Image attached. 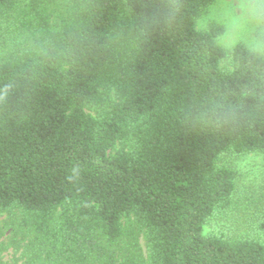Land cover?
<instances>
[{
	"label": "trees",
	"instance_id": "trees-1",
	"mask_svg": "<svg viewBox=\"0 0 264 264\" xmlns=\"http://www.w3.org/2000/svg\"><path fill=\"white\" fill-rule=\"evenodd\" d=\"M214 1L0 0L31 39L0 58V264H264L222 163L264 155V56L197 29Z\"/></svg>",
	"mask_w": 264,
	"mask_h": 264
},
{
	"label": "rangeland",
	"instance_id": "rangeland-1",
	"mask_svg": "<svg viewBox=\"0 0 264 264\" xmlns=\"http://www.w3.org/2000/svg\"><path fill=\"white\" fill-rule=\"evenodd\" d=\"M212 24L223 28V34L216 39L220 47L230 49L241 44L249 51L264 56V0H215L201 14L197 29L206 31ZM30 44L28 32L16 31L6 20L0 23V58L24 50ZM222 163L236 172L235 196L244 212L241 216L253 214L259 200L264 197V155L225 156ZM10 223L11 216L0 214L1 241L6 243L12 237ZM140 246L146 255L143 240H140ZM24 250V244L17 249H9L3 259L8 264H21L25 259Z\"/></svg>",
	"mask_w": 264,
	"mask_h": 264
}]
</instances>
